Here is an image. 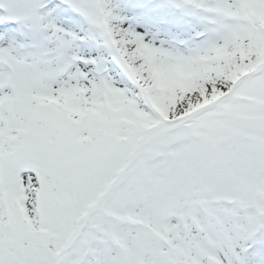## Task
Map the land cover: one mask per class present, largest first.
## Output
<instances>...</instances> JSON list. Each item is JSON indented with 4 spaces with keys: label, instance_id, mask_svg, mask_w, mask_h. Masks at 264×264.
<instances>
[{
    "label": "snow or ice",
    "instance_id": "1",
    "mask_svg": "<svg viewBox=\"0 0 264 264\" xmlns=\"http://www.w3.org/2000/svg\"><path fill=\"white\" fill-rule=\"evenodd\" d=\"M0 264H264V0H0Z\"/></svg>",
    "mask_w": 264,
    "mask_h": 264
}]
</instances>
